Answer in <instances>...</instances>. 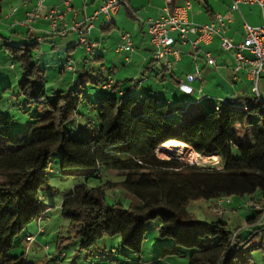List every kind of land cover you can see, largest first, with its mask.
I'll use <instances>...</instances> for the list:
<instances>
[{"label":"trees","instance_id":"obj_1","mask_svg":"<svg viewBox=\"0 0 264 264\" xmlns=\"http://www.w3.org/2000/svg\"><path fill=\"white\" fill-rule=\"evenodd\" d=\"M46 32L33 43L3 45L11 60L20 63L19 94L38 114L27 131L18 134L9 132L11 118L0 110V264H32L24 254L11 256L9 250L15 236L46 210L40 190L48 181L50 156L57 147L62 150L60 165L65 174L74 169L86 177L105 174L97 185L75 184L60 203L61 215L79 238L81 249L93 247L106 235L118 234L123 246L140 255L145 223L154 218L161 222L159 237L169 238L174 246H164L159 256L183 255L186 249V264H244L239 261L240 251L264 247L262 243L246 246L252 236L264 231V223H258L264 207V98L251 94L220 102L198 97L182 107L146 90L137 101L129 94L136 81L130 79L122 87L111 75L100 81L88 71L77 74L75 87L67 93L47 95L45 71L34 60L37 45L55 36L49 28ZM132 46L131 52L121 51L130 55L135 50L133 40ZM169 68L164 61L163 69ZM89 79L109 92L93 102L99 122L96 130L72 136L67 124L75 120L82 99L88 97H82V87ZM109 79L113 83L103 88ZM169 140L180 141L205 157L218 156L220 168L158 158L156 149ZM111 171L118 174H107ZM117 186L140 204L125 205L120 199L109 202L107 190ZM230 196L249 198L252 212L246 220L254 226L244 236L231 230L226 221H201L186 210L194 200L215 203ZM65 243L59 238L58 252Z\"/></svg>","mask_w":264,"mask_h":264},{"label":"rangeland","instance_id":"obj_2","mask_svg":"<svg viewBox=\"0 0 264 264\" xmlns=\"http://www.w3.org/2000/svg\"><path fill=\"white\" fill-rule=\"evenodd\" d=\"M193 3H202L203 6H209L212 9L215 7H222L224 4L229 3L228 0H192ZM205 13V12H204ZM260 10L255 5L241 4L240 11H237V25L241 28L245 20L252 25H257L260 22L259 15ZM197 23H207L209 22L208 16L205 14H200L199 17L194 19ZM116 33V30L112 32ZM111 33V34H112ZM72 34V33H70ZM174 37L177 36L176 32H172ZM55 37V36H54ZM56 37H60L56 35ZM94 40V39H93ZM119 42V41H118ZM118 42L116 45H118ZM26 43V42H24ZM99 43V42H98ZM108 50L111 51L113 55V50L116 45L115 43L108 42ZM8 44L15 45L17 42L15 40L8 41ZM104 44V43H103ZM48 45V44H47ZM80 53L82 57L89 59L86 63L87 69L89 70L90 76L98 80H106L109 75H114V73L109 72V68L114 64V61L110 60V57H106L105 61L102 63L93 60L96 49H94L92 54L85 51L84 47L79 44ZM82 46V47H81ZM110 46V47H109ZM49 51L50 60L47 58L43 63H39L37 58V52L35 51L34 60L37 62L39 67L44 69L48 67L47 73L44 80V86L46 92L50 94L52 88H55V84L58 81V70L52 68L53 57L57 59L65 58L66 53L63 51V47L60 49L52 50L50 45L47 46ZM51 52V53H50ZM124 54V53H121ZM119 55V54H118ZM73 56L70 54V57ZM73 62L78 66L81 61L76 60L71 57ZM52 61V62H51ZM12 65V66H11ZM126 66L124 62L120 65L116 64V67L122 69V72L118 75V80L121 82L122 87L128 86L126 75L129 76V72H126L123 68ZM264 75V74H262ZM22 70L19 62H14L11 60L10 56L0 48V110L8 114L11 118L9 124V132L22 134L27 131L28 125L34 121L36 118L37 110L31 104L27 103L24 97L19 94L18 82L22 78ZM262 77V76H261ZM259 82V88H261V82ZM2 80H5V84H2ZM62 86L65 93L68 92L75 85L70 82V77L62 82ZM10 85V89L3 87ZM161 86V85H160ZM174 87V86H173ZM82 97L88 94V98L91 102H96L95 94L97 92H102L98 86L93 82L87 81L82 87ZM210 90V89H208ZM67 91V92H66ZM161 94H165V89H159ZM104 93H107L105 91ZM168 93V92H167ZM129 94L134 97L135 100H140L141 91L132 89ZM172 96V95H170ZM185 102L195 103L194 95H185ZM182 98V97H180ZM52 99V97H51ZM185 102H175L184 107ZM205 103V100H202ZM94 108H97L94 105ZM96 110V109H95ZM78 115L72 122L67 124V128L72 136L78 135L77 130L81 128V134H91L93 128L90 127L92 123H97L95 118L94 110L83 101L78 107ZM173 119H177V116L173 115ZM89 121L91 123H89ZM85 131V132H83ZM160 147V146H159ZM185 149L181 153H173L171 151H159L156 149V155L160 159H176L182 163L197 165L204 168H211L216 166L213 159H207L197 155L193 149L185 144ZM187 150V151H186ZM186 152V154H185ZM190 153V154H189ZM62 150L60 147L55 148L50 156V165L48 169V181L40 190L41 201L45 205V211L43 213L42 219L37 221L36 219L31 221L18 235L15 236L12 247L9 250V255L19 256L24 254L27 262L32 264H186L188 260L189 250L183 249V255L168 254L165 257L159 256L161 249L164 246L174 247L169 238H160V219L154 218L148 220L145 223V238L142 242V252L140 255L133 254L128 248L122 245L120 236L118 234L112 236H104L101 238L96 245L89 249H81L79 238L74 236L73 231L69 228V222L67 219L63 218L60 210V203L62 199L70 192L71 188L79 183L86 181L88 186H94L101 183V180L105 179V174L103 177H98V174L86 177L81 175V170H70L67 174L62 171L60 161H61ZM185 156V157H184ZM187 157V158H186ZM185 158V159H184ZM107 174L111 176H116L115 171L108 172ZM108 175V176H109ZM113 199H120L125 205L129 204H140V201L131 193L127 192L121 186L107 190V200L111 202ZM211 200L204 199L202 202H190L186 210L196 219L205 222H215L221 219V216H216L213 210H207V206H211ZM246 211H249L248 207L244 204L242 207L235 208V212L228 211L225 214L227 226L231 230H236L240 236L247 234V227L245 224ZM206 212V214H205ZM38 223L41 224L42 232L38 228ZM26 235H34L35 240L31 243L25 241ZM60 239L65 240V244L60 246L59 253L56 248V243ZM67 239V240H66ZM264 246V231H261L258 235L252 236L247 242V248L252 247L254 244H260ZM28 247V249L26 248ZM238 263V260H236ZM239 261L244 264H264V247L261 249L247 250L239 252Z\"/></svg>","mask_w":264,"mask_h":264},{"label":"crops","instance_id":"obj_3","mask_svg":"<svg viewBox=\"0 0 264 264\" xmlns=\"http://www.w3.org/2000/svg\"><path fill=\"white\" fill-rule=\"evenodd\" d=\"M104 1L105 0H72V9L65 13V19H67L68 21L73 18L81 20L85 16L91 15L102 5ZM185 1L186 0H174V4L183 5ZM190 1L192 3V7L189 10V19L191 21H194V19L199 17L200 14L205 13L208 16L209 21L213 18L215 19V14L219 13L222 15H226L229 16V18L225 19L224 33L228 37H231L235 42L240 41L243 38L245 32L244 26L242 25L240 28L237 25L236 20L237 11H240L241 4H239L238 9L230 11L229 7L232 4V0H228L229 3L224 4L220 8L215 7L213 9L208 5L203 6L202 3L195 4L192 2V0ZM163 3L164 0H123V3L120 5L118 11L112 14L110 18L112 22L109 25H101V22L104 20V15L99 14L97 18L94 19V27L90 34L91 40L94 39V41L97 42L93 59L97 57L95 61L100 62L102 65L106 57H110V60L114 61V64H112V66L109 68V72L114 73L112 77H114L115 81H120L117 77L119 73L122 72V69L117 68L116 64L120 65L121 62H124L126 66H124L123 69L126 72L130 73L129 76L126 75L125 78L127 80V84L129 85L132 81H136L132 89L141 91L140 95H143L146 90H152L158 95L160 100L169 103H180L182 101L185 102V95H194L195 98L197 97L196 99H198V87L200 86H202V90L206 95L217 100H228L251 96L252 80L247 75L245 69H234V51L224 50L223 48H221L220 38L218 35H214L209 44H205L203 42L199 43L196 62L193 60L194 49L190 43H186L183 45L177 44V46H179L178 48H180L182 51V55L178 61H173L172 66L169 69H163L164 61L167 59L166 56L161 57L160 61L153 60V46L149 42L147 21L157 18L160 15V9ZM31 4V1L25 3L24 0H0V48L2 50H4V43H8V41L10 40H15L17 44L33 43L35 42L38 35L47 33L46 30L49 27V20L44 17H39L36 20L30 22L29 26L32 28V30H29V26L23 23L25 19V13L27 10H29ZM53 7L62 9L63 6L61 5V0H44L41 13L44 14L48 9ZM74 12L76 13L75 17L73 16ZM258 15L260 19V14ZM108 26L110 27V29L107 28ZM114 30H116V33L113 34L112 32ZM122 32H128L132 37L135 50L130 55L117 48L119 45L118 41H120V34ZM189 38L194 39L195 36L190 35ZM108 42H111V44L112 42H114V45H116V43L118 42V45H116L113 50V55L111 54V51L108 50ZM47 44L50 45V48L52 50H58L60 49V47H63V51L66 53L65 58L56 60V58L53 57V63L49 64L50 66L52 65L53 69L58 70V81L55 84V88H52L50 94L46 92L47 95H53V93L57 91H65L62 86V82L65 81L66 78L68 79L70 77V82L74 84L75 78L78 73H81L82 71L89 72L86 66V63L89 59L86 57L87 55L84 58H81L83 54L80 53L79 46H77L79 45V43L77 40V34L75 32H69L60 37H56V35L55 37L49 36L42 42H40L37 45L38 48L36 49L37 57L39 56L37 58L39 63H43L44 61H46L47 58L45 57H49L46 63H48L50 60V56H48L49 51L47 49ZM204 50L211 52L213 58L215 59V64L209 65L206 63V60L202 55V51ZM70 54H72L78 61L79 58H81L78 66L75 61L73 62L71 58L73 56L70 57ZM245 54L250 57V54L248 52H245ZM69 59L76 66L75 72L63 67L65 61ZM195 64H197L200 68L202 82L201 84L198 80L189 82L188 84L192 86L194 90L191 93H185L178 88L176 81L179 77L186 80V75L194 71ZM147 67H149V70L147 69ZM39 68L42 69V67ZM47 69L48 67L42 69L45 71V76L47 73ZM262 74H264V72H262ZM262 74V77L260 76L258 80V89L260 92V96L264 98V79H262L261 82L262 89L259 88L260 79L264 78V75ZM130 79H132L131 82H129ZM1 83L5 84V80H2ZM5 87H8V89L11 88L9 84L8 86L5 85ZM161 87L166 91L164 95L159 91ZM105 91L106 90L97 92L95 94V100H97L98 95L104 94ZM108 92L109 91H107V93ZM83 101H86L91 109L94 110L95 118L97 119V111L93 106V102H91L88 97L82 99L81 103ZM89 123L91 122L89 121ZM98 123L99 122L97 119V123L91 124L90 127L93 128V132L98 127ZM77 132L78 134H81V128H79ZM248 200V197L230 196L228 200L225 199L222 201L220 208H214L213 200H211L212 204L210 207L207 206V210H213L214 214L216 216H221L220 220L225 222V214L228 211L235 212V208L242 207L244 204L246 205V207H248L250 205V202ZM202 201H204V199H198L192 202ZM248 209L249 211L245 212L246 215H249L252 212L249 207ZM245 224L248 229L247 232L254 226V224L248 223V221L246 220V216Z\"/></svg>","mask_w":264,"mask_h":264},{"label":"built area","instance_id":"obj_4","mask_svg":"<svg viewBox=\"0 0 264 264\" xmlns=\"http://www.w3.org/2000/svg\"><path fill=\"white\" fill-rule=\"evenodd\" d=\"M31 1L32 4L29 10L25 13L24 24L28 25L31 21L36 20L39 17H44L49 20V33L55 35H65L68 32H75L77 34L78 43L81 44L87 53L94 51L96 47V41L91 40L90 34L94 27V19L99 14L104 15V20L101 25L109 23L112 14L116 13L123 3V0H105L102 5L95 10L91 15L85 16L81 20L75 18L68 21L65 19V13L72 9V0H61L62 9L50 8L46 13L42 14L41 9L44 0H24L25 3ZM250 4L258 6L260 10V23L257 25L244 22V35L240 41H233L231 37H228L225 31V19L229 16L216 14L215 19L208 23H197L189 19V10L192 7L190 0H186L183 5L174 4V0H164L161 6V13L157 18L147 21V32L149 35V42L153 46L152 56L155 60L161 59L166 56L165 60L168 67L172 66L173 61H177L181 58V49L178 45L190 43L194 49L193 59L196 58V52L199 49L200 42L209 44L214 35H218L220 38V47L224 50L234 51V69H245L247 75L252 80L251 94L256 97H260L258 89V80L264 72V0H232L230 11L239 8V4ZM75 12L73 16L75 17ZM29 30L32 28L29 26ZM172 32H176L177 36L174 37ZM190 35H194V39H190ZM121 43L119 45L120 50L131 52L133 50L132 39L128 32H123L120 35ZM38 40H41L38 38ZM245 52L250 54L248 57ZM206 62L208 64H214L215 59L209 51H205ZM64 68L74 71L76 69L75 64L70 60L64 64ZM198 80L201 84L202 75L197 65L193 72L186 75V80L179 78L178 87L185 93H191L194 88L188 83ZM113 83L112 79H109L103 88L109 87ZM198 94L200 99L217 100L213 97L206 95L202 86L198 87ZM217 107V105H216ZM197 155H200L197 153ZM202 156V155H200ZM205 157V156H202ZM207 159H214L215 165L211 168H220V159L218 156L211 155L206 156ZM224 199L220 198L213 203L214 208H220ZM43 215H40L37 221L42 219ZM258 223H264V207L261 208V216ZM38 228L41 231L42 228L38 223ZM35 240L34 235H27L25 241L31 243ZM28 249V247L26 246Z\"/></svg>","mask_w":264,"mask_h":264},{"label":"bare ground","instance_id":"obj_5","mask_svg":"<svg viewBox=\"0 0 264 264\" xmlns=\"http://www.w3.org/2000/svg\"><path fill=\"white\" fill-rule=\"evenodd\" d=\"M185 148H186L185 144H183L182 142L177 141V140H169V141H166L165 143H163L158 149L161 152L171 151L173 153H181L183 151V149H185ZM185 154H186V152H185Z\"/></svg>","mask_w":264,"mask_h":264}]
</instances>
